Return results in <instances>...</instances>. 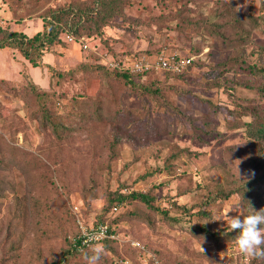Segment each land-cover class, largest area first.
<instances>
[{
  "label": "rangeland",
  "instance_id": "obj_1",
  "mask_svg": "<svg viewBox=\"0 0 264 264\" xmlns=\"http://www.w3.org/2000/svg\"><path fill=\"white\" fill-rule=\"evenodd\" d=\"M68 7L35 66L0 49V264H52L76 224L99 220L114 232L98 243L100 264H264L235 250L227 233L239 232L226 223L264 178L251 162L264 91L250 72L264 65V0H122L121 17L72 42L75 13L94 12L96 0H0V27L31 38ZM162 50L194 66L132 83L99 67ZM114 192L146 194L153 208L128 199L111 213ZM15 200L23 214L9 227ZM200 225L220 243L197 236ZM66 264H84L82 254Z\"/></svg>",
  "mask_w": 264,
  "mask_h": 264
},
{
  "label": "trees",
  "instance_id": "obj_2",
  "mask_svg": "<svg viewBox=\"0 0 264 264\" xmlns=\"http://www.w3.org/2000/svg\"><path fill=\"white\" fill-rule=\"evenodd\" d=\"M120 1L122 0H96V7L94 8V12H90L88 15L86 10L78 11L76 12V19L74 22L70 23L68 26V30L71 32L70 37L73 39L74 35H78L80 30H87L92 25H98V22L104 25L107 21L112 20L113 18H119L121 17L122 13L121 10L116 11L115 8L117 5L120 4ZM89 10V9H88ZM75 10L73 7H68L66 9L62 10H52L48 16V20L45 23L44 32L37 33L31 38H25V36L21 33L17 32H8L0 27V49L4 48H10L17 50L20 55L27 60L31 65H36V60L43 54L44 48L46 49L49 45H53V43L56 40V37L60 30L58 29V25L61 23H64L66 25L67 21H64L66 16ZM82 15H80V13ZM94 13V17H93ZM64 18V19H63ZM83 18V20H82ZM81 21V22H80ZM193 23H196V21L190 19L189 25H193ZM99 27V25L97 26ZM220 34V33H219ZM73 35V36H72ZM239 37H242V34H239ZM76 40V39H74ZM81 42V40H79ZM239 44V41H238ZM165 50L159 51L157 53H149L147 51H144V55L148 57L156 58L158 55L164 53ZM171 53L175 54L176 58H181L180 55H178L177 52L170 51ZM113 58L111 60H114L117 62L118 67L114 69H109L108 63L103 64L102 66L99 65L100 68H102L105 71H108L109 73H112L116 78L123 79L130 81L131 83L136 78L143 79L147 76H151L154 74H163L164 76H182L186 71H188L189 68L194 66V59L184 56L185 59H189L190 62L187 66H185L180 71H149L144 72L142 74L140 73H132L129 70V63L134 58V55L124 56L122 58H117L115 55H111ZM254 69H251L250 72L253 73L256 77H258L259 81V88L258 90L264 91V65L260 66H254ZM252 113H254L255 120L252 122V134L255 138V144L254 146L257 148V158L251 159V162H255L256 168L262 167L264 170V107H259L258 105H255L252 107ZM48 115L45 116L47 120ZM98 118H101V114H99ZM42 127H44L43 124H41ZM49 126L51 130L54 133H57L59 129H61L62 125L60 124H54L52 122H49ZM71 129V128H69ZM256 178L255 181L260 182L261 188H248L247 194L249 198L247 199V204L245 209V212L241 218L254 214L255 211H259L260 209L264 208V178ZM232 194V192H230ZM110 205L109 210L110 212H114L120 203H125L128 199L131 200H138L141 201L143 204H145L150 209L153 208V198H149L146 194H142L140 192H131L130 194L124 195L120 192H114V198L110 195ZM228 197V195L224 196ZM246 203V200L244 201ZM113 203V204H112ZM23 207L21 204L18 203V200H15V203L12 205L11 209H6V218H7V226L14 225L17 221V219L22 216ZM75 214V213H74ZM16 221V222H14ZM14 222V223H13ZM100 226H106L108 229V234H113V230L110 229L109 225L105 222H102L99 220V222H93L89 228H82L76 224V231L73 235H69L67 237L68 240V250L63 253L60 257V260L53 262L52 264H66L67 261L75 257L76 255L83 254L85 248L88 247V243H83V236L82 232L83 230H90L91 228L96 229ZM262 228H264V225H261ZM238 231V230H237ZM193 232L199 236V235H206V238L213 239L220 243L222 240V235L215 234L214 232H210L208 229H205L203 226H195L193 227ZM226 235H224L225 237ZM228 239H235L236 237L232 235L231 233H227ZM104 243L107 244L110 242L109 237L104 238L101 241H96V243ZM83 250V251H82ZM154 260L149 259L148 264H153ZM133 264H139L136 262V260H133Z\"/></svg>",
  "mask_w": 264,
  "mask_h": 264
},
{
  "label": "clouds",
  "instance_id": "obj_3",
  "mask_svg": "<svg viewBox=\"0 0 264 264\" xmlns=\"http://www.w3.org/2000/svg\"><path fill=\"white\" fill-rule=\"evenodd\" d=\"M239 10V9H238ZM227 227L231 231L239 232L234 240L235 250L245 256L264 260V208L254 210V214L241 218L226 214ZM88 250L82 254L84 264H100L104 255L103 246L95 242L94 235H89ZM203 252V249L201 248Z\"/></svg>",
  "mask_w": 264,
  "mask_h": 264
},
{
  "label": "built area",
  "instance_id": "obj_4",
  "mask_svg": "<svg viewBox=\"0 0 264 264\" xmlns=\"http://www.w3.org/2000/svg\"><path fill=\"white\" fill-rule=\"evenodd\" d=\"M68 41L72 42L73 38L68 37ZM83 47L86 49V46L83 45ZM190 60L185 59L183 57L177 59L175 54L171 52H164L160 55H158L156 58H151L148 56L143 55L142 57H134L130 63H129V70L132 73H144L149 71H180L185 66L189 64ZM118 63L114 60H110L108 62V66L111 69L117 68ZM89 235H94L95 242L101 241L106 237H111L108 234V229L106 226H100L96 229L91 228L90 230H83L82 236H83V243H88L87 237ZM113 237V236H112Z\"/></svg>",
  "mask_w": 264,
  "mask_h": 264
}]
</instances>
